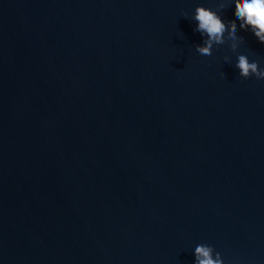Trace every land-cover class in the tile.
<instances>
[{"label": "water", "instance_id": "obj_1", "mask_svg": "<svg viewBox=\"0 0 264 264\" xmlns=\"http://www.w3.org/2000/svg\"><path fill=\"white\" fill-rule=\"evenodd\" d=\"M196 3L0 0V264H264V80Z\"/></svg>", "mask_w": 264, "mask_h": 264}, {"label": "clouds", "instance_id": "obj_2", "mask_svg": "<svg viewBox=\"0 0 264 264\" xmlns=\"http://www.w3.org/2000/svg\"><path fill=\"white\" fill-rule=\"evenodd\" d=\"M233 8L232 19L226 18V10ZM184 17L192 23V31L199 33L200 42L194 43V51L201 61H210L214 53L228 48L235 59L225 56L223 63L232 66L242 79L254 77L264 80V66L256 59H250V53L241 51L248 33L259 43L264 45V0H216L213 10L206 3H196L191 13H184ZM221 79H227L224 73ZM192 264H225L219 251L211 244L196 243L191 249Z\"/></svg>", "mask_w": 264, "mask_h": 264}]
</instances>
